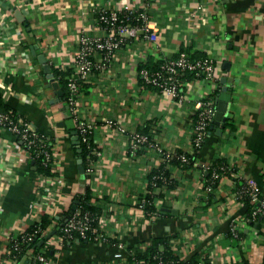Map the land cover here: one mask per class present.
<instances>
[{
	"label": "crops",
	"instance_id": "0c3cea01",
	"mask_svg": "<svg viewBox=\"0 0 264 264\" xmlns=\"http://www.w3.org/2000/svg\"><path fill=\"white\" fill-rule=\"evenodd\" d=\"M124 7L143 9L157 40H128L107 68L81 84L75 108L91 123L90 140L101 152L89 178L79 172L69 130L60 125L73 114L64 99L56 102L37 55H45L51 71L71 73L78 38L103 34L96 11ZM0 8L14 25L7 35L18 43L9 58L0 51L2 100L52 140L59 171L51 196L40 197L41 178L27 152L0 130V264H26L4 257L9 240L44 214L60 224L86 189L106 214L102 229L109 241L60 244L54 234L47 239L54 264H133L134 251L163 237L185 260L264 264V219L251 220L238 197L248 180L264 187V0H0ZM181 51L213 57L215 81L185 76L186 99L179 103L144 85L139 69H153ZM221 97L227 98L225 121L210 122L194 164L168 167L174 187L155 200L161 214L146 215L136 204L161 160L148 147L129 155L127 134L140 131L168 151L192 153L196 103L213 98L216 113ZM108 119L126 133L108 127ZM217 158L231 170L206 192L201 166ZM233 223L238 237L230 234Z\"/></svg>",
	"mask_w": 264,
	"mask_h": 264
},
{
	"label": "built area",
	"instance_id": "2783aa9c",
	"mask_svg": "<svg viewBox=\"0 0 264 264\" xmlns=\"http://www.w3.org/2000/svg\"><path fill=\"white\" fill-rule=\"evenodd\" d=\"M96 24L103 31L102 35H85L82 34L78 38L77 50L74 57L72 72L66 79V101L68 108L73 114L76 130L78 132L80 143H87L91 134V123L81 117L76 110V101L81 93V84L94 70L107 68L114 53L128 40H132L139 36L146 40L156 42L157 32L148 22V15L143 9L124 7L121 9L101 8L96 11ZM14 27L8 15L0 8V51L4 54V58H9L10 50L14 45L13 39L7 35L8 30ZM215 60L211 56L191 57L187 52L181 51L175 57L163 59L153 69L142 67L139 69V76L142 83L148 87L174 98L179 103L186 99L184 91V77L191 76L194 79H200L205 82L212 83L215 81ZM215 114V104L213 99L209 98L203 102L196 103L194 111L193 130L191 137V146L194 151H199L204 142L208 127ZM105 124L110 128L118 129L122 133H126L125 128L121 127L115 120L108 119ZM0 130L10 132L19 146L27 152L28 158L41 157L42 164L45 166L55 167L54 155L49 150L47 137L31 126L29 122L23 119L16 112L0 111ZM127 153L131 156L144 147L154 150L160 157L161 164L169 162L171 159H177L181 165L189 163L191 153H180L177 151H168L164 149L158 142L151 139L146 133L135 131L128 133ZM32 150V155L28 150ZM95 156L93 158V156ZM101 155L95 147L86 156V166L84 172L87 177H91L95 170L96 159ZM222 166L219 170H225ZM209 169V165H202L201 172L205 173ZM41 183L37 190L39 196H51L54 189L55 178L52 179L46 175L38 174ZM218 172L213 171L212 180L218 179ZM164 181L162 173L154 174L149 177L145 186V192L148 187L157 189L156 181ZM204 189L206 192L212 190L211 182L204 177ZM49 193V194H48ZM238 197L242 200L247 198L245 202L249 207V218L251 220L264 217V187L259 188L253 180L245 182L244 186L238 193ZM43 199V198H42ZM46 201V200H45ZM156 204V203H155ZM137 207L144 212L145 199L137 202ZM157 211V210H156ZM157 212L152 213L154 216ZM106 214L102 212L99 220L96 221L94 216L89 212H82L78 208L65 219L60 228L59 243L72 241L73 239H89L92 242H107L108 235L103 231ZM233 237H238V230L233 223L229 228ZM78 237V238H77ZM32 241V234L24 232L9 240L11 250H17L25 242ZM7 247L6 252L10 251ZM22 259L26 264H54L51 257L46 256L42 251L33 255L24 254ZM199 264H202L199 262Z\"/></svg>",
	"mask_w": 264,
	"mask_h": 264
},
{
	"label": "trees",
	"instance_id": "16d2710c",
	"mask_svg": "<svg viewBox=\"0 0 264 264\" xmlns=\"http://www.w3.org/2000/svg\"><path fill=\"white\" fill-rule=\"evenodd\" d=\"M52 71H53L54 77L56 78V80L60 86V89L63 92V99H64L66 96V79H67V76L70 74V72L69 71L61 72L58 70H52ZM213 98H214V96H213ZM213 98H211V99H213ZM0 111L1 112H10L11 111L13 113L15 112V110L7 107V105L3 102L1 93H0ZM47 142L49 145L50 152L53 153V144H52L53 142H52V140L47 138ZM93 147L94 146H93L90 138L88 139L87 143H84V142L80 143L81 152L79 154L76 152V148L74 147L75 148L74 149L75 155L82 159V162H83L82 164H83L84 168H85L86 162H87L86 156L89 154V152H91ZM28 152L30 155H32L31 149H29ZM177 152L182 153L183 151L177 150ZM197 152L194 151L191 153L190 156H191L192 160L187 164L181 165L177 159H171L169 162H167L165 164H160L158 167L155 168V170H153L151 172L150 176H152L154 174L162 173L164 181L157 180L156 181L157 189H152V188L148 187L149 192L142 194L138 198V201H140V199H142V198L145 199L144 213H146V215L150 216V215H152V213H155V212H157L156 214H158V215L161 214V210L158 209V207L156 206L155 200L166 195V193H168V191H170L174 187V181L169 176L168 167L171 164L177 165L178 167H181V168H187V167L191 166L192 164L195 163V157L197 155ZM91 156H93V155H91ZM94 157L95 156H93V158ZM30 161L33 162V166L35 167V171L38 174H43V175H46L50 178L53 177L52 179H54L55 177H57L59 175V171L55 167L45 166L44 164H42V158L39 156L38 157L32 156L30 158ZM222 166H227V164L225 162H223L222 159L217 158V159L213 160L211 162V164L209 165V169L205 173H203V177L208 182H211V174L213 171L218 172V176L220 178L222 173H227L231 170V169L226 168V167H225V170H223V171L219 170ZM219 178L212 180V182H211L212 189H214L216 187V185L219 181ZM56 185H57V180L54 181V186H56ZM76 198L78 200L77 208L79 210H81L82 212L87 211L90 214H92V216H94V218H95L96 225H97V223H98L97 221L99 220V217L102 214V208L100 206H98L97 204L91 202V196H90L88 189H86L82 194H78L76 196ZM242 201L246 202L247 198L244 197L242 199ZM73 212L71 211V208L68 209L66 218L69 217ZM262 218L264 219V217H262ZM64 221L65 220H63L60 224L58 222H55V224H53V219L50 218L48 215L44 214L40 218L39 221L32 222L27 227V229L24 231V233L27 235L32 234V241L25 242V244L23 246L21 245L17 250H11L10 244L8 243L7 247L10 248V251L6 252L4 254V257L6 259H9L10 261L17 262L24 254L33 255V254L40 252V251H42L46 256L52 257L54 249L49 245L48 240L44 241V243L41 246H37V243L40 240L45 238L48 231H50L51 229H54L56 227H59V229L55 233V234H57V238L59 241V237L61 235L60 228H61L62 224L64 223ZM80 240L92 242L89 239H86V240L80 239ZM168 240H169V237L154 238L153 240H151L149 245H147V247L143 251H134L130 256V260L133 262V264H199V262H201L202 264H209V262L206 259H200L196 256L192 257L191 259H188V260L180 258L177 254L173 253ZM64 243H66V241L63 242V244Z\"/></svg>",
	"mask_w": 264,
	"mask_h": 264
},
{
	"label": "water",
	"instance_id": "95a60500",
	"mask_svg": "<svg viewBox=\"0 0 264 264\" xmlns=\"http://www.w3.org/2000/svg\"><path fill=\"white\" fill-rule=\"evenodd\" d=\"M35 49H36V47L30 46V51H31L32 55L36 54ZM37 59H38V62L42 65L43 73L45 74V76H46V78L48 80V85L47 86L48 87L50 86V87H52L53 89H55L57 91L56 92V96H57L56 102H58L60 99H63V92L59 88L58 82L55 81V79H54V75H53V73L51 71V67L48 64L45 55L39 54V55H37ZM227 97H228V94H227ZM221 99H222V101L224 103L221 101V103L218 104L217 111L214 114V118L212 120V123H215V124H217L218 121H225V117H223V110H224V106H225L224 104L226 103L227 100L224 101L223 99H227V98L226 97H223V98L221 97ZM66 108H68V106H66ZM60 125H65L66 128L69 130V133H70V136H71V140H72V144H73V146H75L76 152L79 154L81 152L80 140H79L78 132L76 130V126H75V122H74L73 117H69L65 121L60 122ZM218 132H220V130ZM77 163H78L79 172L83 173L84 172V167H83V164H82L83 163L82 159L80 157H78ZM32 164H33V162H32ZM77 204H78V200L76 199V200L73 201V205L71 206V211L72 212L76 210ZM58 229H59V227L51 229L46 234L45 238L40 240L37 243V246H41L44 243V241L49 239L52 235H54ZM77 240L80 241V239H77Z\"/></svg>",
	"mask_w": 264,
	"mask_h": 264
}]
</instances>
